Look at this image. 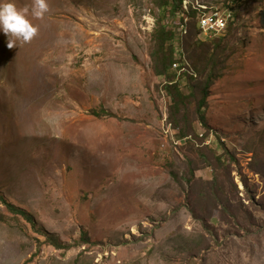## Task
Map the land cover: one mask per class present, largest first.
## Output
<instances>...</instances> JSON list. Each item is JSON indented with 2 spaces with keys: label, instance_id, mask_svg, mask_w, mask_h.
Segmentation results:
<instances>
[{
  "label": "rangeland",
  "instance_id": "374dc122",
  "mask_svg": "<svg viewBox=\"0 0 264 264\" xmlns=\"http://www.w3.org/2000/svg\"><path fill=\"white\" fill-rule=\"evenodd\" d=\"M15 3L38 31H0V264H264V0H182L180 106L159 0Z\"/></svg>",
  "mask_w": 264,
  "mask_h": 264
},
{
  "label": "trees",
  "instance_id": "16d2710c",
  "mask_svg": "<svg viewBox=\"0 0 264 264\" xmlns=\"http://www.w3.org/2000/svg\"><path fill=\"white\" fill-rule=\"evenodd\" d=\"M159 6L161 9L160 11L162 12L161 15L159 16L157 27L155 29V34H154L156 40V47L153 52V58L155 61L154 68L157 74L166 75L170 79L166 84V89L168 90L169 94L173 97L174 104L176 106H180L181 105L180 103L182 102L185 96L181 90L179 81H177L176 79H172L175 76V73L174 72L172 73V70L177 73V71L173 69V64L175 61L181 62V58L179 59L176 57V52L179 45H175L176 44L175 41L179 38V35L177 32L178 20L174 16L181 9L182 0H159ZM192 13L193 16L195 17L196 12H192ZM168 14L173 17L171 25L167 20L169 18ZM181 23L182 21L180 22V25ZM234 23L235 22L231 21L227 31H229L233 27ZM187 75L188 77L190 76L192 77V75L189 74ZM206 89L207 88L205 87L204 96L199 102L200 109L205 105L207 100L208 93ZM2 200L3 202L6 203V205L12 212L21 213L30 222L34 223L32 216L28 214L25 210L18 208L4 197L2 198ZM50 240L57 247L66 248V246L58 242L56 238H50Z\"/></svg>",
  "mask_w": 264,
  "mask_h": 264
},
{
  "label": "clouds",
  "instance_id": "9594fccd",
  "mask_svg": "<svg viewBox=\"0 0 264 264\" xmlns=\"http://www.w3.org/2000/svg\"><path fill=\"white\" fill-rule=\"evenodd\" d=\"M48 10L47 0H33L30 15L41 18ZM0 31L6 34L7 46L12 48L17 40L29 42L37 34L38 27L29 19L27 7L18 8L15 0H0Z\"/></svg>",
  "mask_w": 264,
  "mask_h": 264
},
{
  "label": "built area",
  "instance_id": "2783aa9c",
  "mask_svg": "<svg viewBox=\"0 0 264 264\" xmlns=\"http://www.w3.org/2000/svg\"><path fill=\"white\" fill-rule=\"evenodd\" d=\"M199 15L201 31L205 35H207L206 37H216L221 35V33L224 32L226 29H228L229 24L234 19L233 5H225L214 10H209L207 14ZM174 17L177 20H180V10L176 13ZM178 25L180 26V23H178ZM178 54L180 55V53ZM173 69L177 71L178 75L188 74L186 68H181L180 61L174 62Z\"/></svg>",
  "mask_w": 264,
  "mask_h": 264
},
{
  "label": "bare ground",
  "instance_id": "6f19581e",
  "mask_svg": "<svg viewBox=\"0 0 264 264\" xmlns=\"http://www.w3.org/2000/svg\"><path fill=\"white\" fill-rule=\"evenodd\" d=\"M200 27H201V24H200Z\"/></svg>",
  "mask_w": 264,
  "mask_h": 264
}]
</instances>
